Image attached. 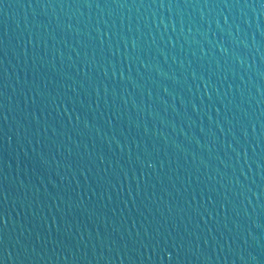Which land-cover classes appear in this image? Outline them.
Segmentation results:
<instances>
[{"label":"water","instance_id":"water-1","mask_svg":"<svg viewBox=\"0 0 264 264\" xmlns=\"http://www.w3.org/2000/svg\"><path fill=\"white\" fill-rule=\"evenodd\" d=\"M0 264H264V0H0Z\"/></svg>","mask_w":264,"mask_h":264}]
</instances>
